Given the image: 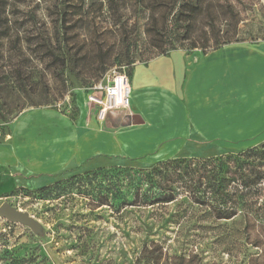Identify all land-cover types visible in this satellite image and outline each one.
I'll use <instances>...</instances> for the list:
<instances>
[{"label":"rangeland","instance_id":"1","mask_svg":"<svg viewBox=\"0 0 264 264\" xmlns=\"http://www.w3.org/2000/svg\"><path fill=\"white\" fill-rule=\"evenodd\" d=\"M185 3L200 4L188 28L196 48L183 39L187 23L177 21ZM228 31L231 44L215 49L216 37ZM206 33L210 46L204 50ZM125 34L135 50L132 65L117 57ZM60 43L70 51L64 66L46 50ZM157 58L183 67L185 156L164 159L160 150L132 164L76 170L57 180L65 189L49 198L38 188L8 185L1 191L0 181V205L8 202L38 225L0 217V264H264V0H0V82L8 85L1 99L14 111L0 122V144L37 108L78 125L96 120L88 101L92 86L107 83L123 66L132 74ZM218 60L234 63L235 84L213 81L198 91L205 73L198 65ZM20 70L36 88L34 102L45 105L17 90ZM155 97L169 99L163 90ZM54 117L43 112L34 118ZM194 124L205 131L203 140L195 139ZM18 143L16 159L48 153V145ZM242 180L262 206L238 207L230 219L205 213L230 207L231 191ZM144 191L170 201L142 203ZM204 201L217 206H200Z\"/></svg>","mask_w":264,"mask_h":264},{"label":"crops","instance_id":"2","mask_svg":"<svg viewBox=\"0 0 264 264\" xmlns=\"http://www.w3.org/2000/svg\"><path fill=\"white\" fill-rule=\"evenodd\" d=\"M165 59L157 58L147 66L134 68L130 108L110 112L105 124L99 122L96 113L97 121L83 119L78 125L70 117L50 108L26 112L29 121L23 119L21 124L11 129L7 142L0 144L1 191L8 189V185L40 188L76 170L132 164L143 156L159 154L160 150L164 159L185 156V141L181 137L185 134V74L183 67L181 69L174 61ZM201 69L205 73L199 79L198 91L210 89L213 81L219 83L220 80V84L225 87L228 84L230 88L235 84L232 72L236 67L232 61L218 60L214 65L203 67L199 64L197 70ZM159 90L169 96L166 102L155 97ZM211 104L215 105L214 102ZM204 106L198 105L197 110L199 107L203 111ZM43 112L54 113V119L35 122L34 117ZM194 129L195 139L203 140L205 131L201 132L197 124H194ZM19 140L25 143L26 148L48 145V153L37 160L16 159ZM215 153L218 152L198 154L212 156Z\"/></svg>","mask_w":264,"mask_h":264},{"label":"trees","instance_id":"3","mask_svg":"<svg viewBox=\"0 0 264 264\" xmlns=\"http://www.w3.org/2000/svg\"><path fill=\"white\" fill-rule=\"evenodd\" d=\"M200 6L196 5V6H186V3L182 6H180V12H179V16H178V20L179 22H184L187 23L186 29L187 32L184 34V38L185 40H190L192 42V48H196L199 45L197 44L196 40L194 38H192V36L188 35V28L190 27V25H192V12L196 11L197 8ZM168 24H165V28H162V31L168 33ZM230 31H228L227 33L224 34V36L222 37H216L215 39V49L223 47L225 45H229L231 44L230 40H227L226 36H228ZM163 37V36H162ZM224 38V39H223ZM121 49L117 55L118 61L120 63H126L128 65H132L136 62V58L134 56L135 50L133 49V45H132V40L130 39V37L127 36V34L123 35L121 38ZM64 44V43H63ZM66 45H62L61 43L59 44V48L53 44H48L46 50H49L51 55H54L55 58L58 61H62L63 62V66L66 64V58H68L70 51L69 49L65 48ZM210 46V38L208 36V33L205 34V43L202 44L200 47L204 48V50H206L208 47ZM159 47V46H157ZM107 69V66L103 67V71H105ZM129 77L131 78L132 74L129 72L128 73ZM14 82L16 83V88L17 90L22 93L25 97H27V99H30L32 102V104L35 105H45L44 103H35V97H36V88L32 85V83L28 80L27 75L22 72L21 70L16 72L14 75ZM8 89V85L6 83L0 82V122H4L6 120L9 119L10 115H12L14 113L13 108L11 105L7 104L6 100L3 98L1 99V95L3 91H6ZM11 91V89L9 90V92ZM48 103V102H47ZM8 135V133L6 134ZM242 152H240L239 154H241ZM171 159V158H170ZM190 162H189V167H190ZM102 168H99L98 170H101ZM87 173H89L87 171ZM78 174L73 175L71 177H69L68 181H72L74 179H76ZM62 180L56 181L54 184L51 185H45L42 186L40 188L37 189V191L40 193V195H42V198H49L54 194L55 190H64L65 188L62 185ZM249 181H245L242 180L241 183L236 184V186L232 189L231 191V195H230V200L228 201L230 203V207H220L218 210L217 209H213V210H208L206 209L205 213H215V215L217 214L219 218H227L230 219L231 217H233V215H235L237 212V208H241V209H246L247 207L250 209H253L254 206H262V204H259V201L257 200H253V194H252V187L248 186ZM27 189V188H24ZM59 192H56V195H59ZM140 197L142 200V203H147V204H156V203H166L169 202L170 200L167 199L166 197L162 196H158L155 197L153 195H148L146 193V191H144L143 193H140ZM125 203V202H124ZM200 206H217V205H213V204H207V202H200L199 203ZM219 206H222V203L219 204ZM258 211V210H257Z\"/></svg>","mask_w":264,"mask_h":264},{"label":"built area","instance_id":"4","mask_svg":"<svg viewBox=\"0 0 264 264\" xmlns=\"http://www.w3.org/2000/svg\"><path fill=\"white\" fill-rule=\"evenodd\" d=\"M131 95V78L123 66V70L115 72L107 83H95L88 93V101L95 106L99 122L105 124L110 112L130 108Z\"/></svg>","mask_w":264,"mask_h":264},{"label":"water","instance_id":"5","mask_svg":"<svg viewBox=\"0 0 264 264\" xmlns=\"http://www.w3.org/2000/svg\"><path fill=\"white\" fill-rule=\"evenodd\" d=\"M0 217H4L12 222H20L22 224H26L33 229H37L38 226L36 221L32 217H30L27 213L11 206L8 202H4L0 205Z\"/></svg>","mask_w":264,"mask_h":264}]
</instances>
